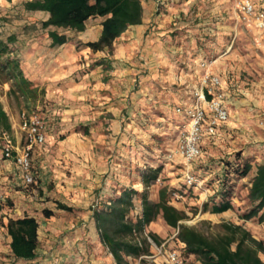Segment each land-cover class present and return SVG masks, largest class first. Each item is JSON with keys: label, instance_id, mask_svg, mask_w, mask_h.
<instances>
[{"label": "rangeland", "instance_id": "1", "mask_svg": "<svg viewBox=\"0 0 264 264\" xmlns=\"http://www.w3.org/2000/svg\"><path fill=\"white\" fill-rule=\"evenodd\" d=\"M185 1L175 9L180 18L175 21L177 28L171 30L162 44L165 49L160 52L161 58L147 51L118 61L112 47L109 55L103 51L89 66L76 71L77 76L73 78L76 82L86 74L93 78L83 88V91L89 89L90 96L67 98L66 95L49 100L43 94L35 105H26L21 99L8 95V83L0 82V105L12 126L7 132L19 150L31 144L29 171L33 180L29 184L21 183L20 187L26 190L31 202L43 207V216L44 210L50 208L46 205L56 208L57 196L40 193V163H44L48 175H90L89 182L95 184L91 189L128 187L138 193L144 190L141 174L145 168L159 166L157 179L146 188L148 199L158 198V189L166 185L170 204H177L186 215L181 221L183 225L212 236L223 232L222 223H232L242 226L258 240H264V222H259L258 216L247 222L236 219H241L252 207L247 198L248 184L254 167L264 164L261 151L264 143V33L241 19L236 9L240 0ZM28 17L20 7L10 13L0 9V38L5 39L9 34L19 37L16 43L9 45L8 54L19 61V47L30 42L33 34H39V26ZM155 60L159 66L153 64ZM206 73L218 75L225 92L234 94V99L227 109V120L218 127L219 135L214 140L204 141L201 156L189 167L199 180V186L194 189L184 185L186 164L174 151L185 129L184 111L196 102L194 93L200 89ZM3 84H8L6 90ZM72 89L70 86L67 91ZM22 113L26 117H37L42 142L29 143L26 131L20 128ZM0 155L5 159L1 151ZM243 163L252 166L245 177L237 172ZM223 170L233 184V202L237 200L239 206L234 204L224 218L208 219L206 214L211 203L219 200L212 190L217 184L211 185L208 181L211 175ZM207 174L210 176L206 178ZM94 175L101 181L91 180ZM173 176L178 179L176 187L169 184ZM172 193L182 197L172 200ZM99 201L97 196L93 198L89 209ZM134 201L133 218L140 208L139 195ZM147 226L146 231H150ZM157 229L159 237L168 240L158 245L162 250H177L181 264H198L194 256L183 253L182 245L175 240L177 229ZM150 243L153 248L154 244ZM168 243H171L169 248ZM259 256L264 261V255Z\"/></svg>", "mask_w": 264, "mask_h": 264}, {"label": "trees", "instance_id": "2", "mask_svg": "<svg viewBox=\"0 0 264 264\" xmlns=\"http://www.w3.org/2000/svg\"><path fill=\"white\" fill-rule=\"evenodd\" d=\"M143 0H26L22 7L25 11H43L47 19L42 27H53L72 32H82L85 22L92 17H101V31L98 39L86 42L84 46L92 52L106 51L111 53L113 44L130 26L138 25L143 17ZM55 30L48 31L51 44H63L68 37ZM17 38L9 34L0 38V82L9 84L8 95L21 99L26 105H35L38 98L44 94L27 78L24 77L20 62L14 57H8L9 45ZM210 98V95H207ZM10 124L0 106V131H8ZM252 170L250 163H243L237 171L245 177ZM160 168L146 167L141 174L144 190L138 193L128 187L113 188L111 197L99 201L91 209L92 219L99 240L113 258L115 264H149L151 243L159 245L162 239L146 226L160 217L170 228L177 229L175 240L182 245L185 255H192L198 264H264L259 254L264 255V243L255 239L251 233L240 225L222 223V233L212 236L204 235L194 227L183 225L186 219L183 211L170 204L168 187L161 186L157 193L158 199L152 202L148 199L146 188L158 177ZM216 183L212 187L218 201L211 204L210 213H222L233 208L231 196L233 184L229 181L227 172L211 175L208 183ZM207 185V184H206ZM205 185V186H206ZM139 195L140 216L132 217L135 208V196ZM247 198L252 207L241 216L249 220L258 216V221H264V164L254 167L247 188ZM58 209L70 210L61 203ZM262 211L259 214V212ZM52 214L44 210V217ZM6 231L10 237L9 247L17 259L30 261L35 257L38 246V222L28 215L22 218L8 219ZM182 260V259H181Z\"/></svg>", "mask_w": 264, "mask_h": 264}, {"label": "crops", "instance_id": "3", "mask_svg": "<svg viewBox=\"0 0 264 264\" xmlns=\"http://www.w3.org/2000/svg\"><path fill=\"white\" fill-rule=\"evenodd\" d=\"M25 1L11 0L10 3L0 0V9L2 8V11L5 13H10L13 8L20 7L26 15L30 16L28 19H32L31 22L37 27L39 26V34H33L30 42L19 47V62L24 77L39 90L42 89L45 98L49 100H57L61 96L66 95L67 98L90 96L91 93H88L89 89L83 91V88L93 78L87 74L79 79V82L74 81L73 78L77 76L74 75L76 71L89 66L90 62L95 61V57L103 54V51L92 52L83 45L86 42H93L98 39L102 18H89L85 22V29L77 33L53 27L43 28L42 22L47 19V13L43 11H25L22 7ZM184 1L143 0L142 22L138 25L130 26L115 40L113 44L114 58L122 61L137 52L147 51L161 58L160 52L165 49L162 44H165L167 41L171 30L177 28L175 21L180 18L178 13H175V9L177 6H181L180 2L184 4ZM250 1L253 3L255 9H264V0ZM8 6L12 7L8 8ZM55 29L59 34H64L68 37L67 42L60 45L51 44L48 31ZM29 33V31L26 32L27 35ZM16 38L18 39L19 37L16 36ZM157 60L153 63L155 66H159L160 64L157 63ZM70 86H72L73 91L68 92L67 90ZM223 86V80H220V90L224 93L225 107L228 109L230 102L234 99V94L226 93ZM3 88L6 90L8 84H3ZM92 95L94 96V93ZM1 110L6 114L10 124L4 107L1 106ZM11 128L10 124L9 130ZM13 147L15 152L19 150L16 142H13ZM39 166L41 170H39L38 174V188L42 190L40 193L57 196V203L65 205L70 210L58 209L57 204L56 208H51L52 204H45L47 207H50L47 210L51 211L52 214L44 218L41 212L43 207L31 202V198L26 193V190L20 187L24 181L19 167L13 159H2L0 155V264H115L111 254L99 240L95 223L91 216L92 211L88 207L91 200L96 196L97 200L111 197L114 194L112 189L109 186L91 189V186L95 184L89 182L90 175L88 174L85 177L82 174L79 176L71 175L70 177L56 173L48 175L44 163L43 165L40 163ZM79 172L82 171L79 170ZM31 175L33 177L32 173ZM208 176L210 174H207L206 178ZM94 177L91 180L96 183L101 181L98 176L94 175ZM176 180L178 179L173 176L169 184H175L173 187L178 186L179 184ZM97 186L99 185L97 184ZM194 189L196 188L194 187ZM157 199V197H154L152 201L156 202ZM234 202L233 206H239L237 200L234 199ZM173 205L177 209L180 208L177 204ZM227 211L210 213L208 210L206 218L219 220L220 218H224ZM140 212V208L139 211H135L139 216ZM24 215L34 217L38 222V246L35 257L30 261L17 259L12 255L9 247L10 237L5 227L8 219L22 218ZM236 219L240 222H247L244 219ZM235 222L238 223L237 221ZM167 227L160 217L147 226L151 232L157 235L159 232L157 228L164 231ZM253 237L258 239L257 236ZM163 242L166 243L168 240L164 239ZM170 245L171 243H168V248ZM151 252L152 256L148 260L149 264H166L163 255L158 254L154 250V247L151 248Z\"/></svg>", "mask_w": 264, "mask_h": 264}, {"label": "built area", "instance_id": "4", "mask_svg": "<svg viewBox=\"0 0 264 264\" xmlns=\"http://www.w3.org/2000/svg\"><path fill=\"white\" fill-rule=\"evenodd\" d=\"M236 9L243 21L251 22L256 29L264 33V9H255L250 0H240ZM205 88V89H204ZM206 93L210 95L207 98ZM196 102L184 111L186 117L185 129L174 153L185 162L184 185L188 188L199 186V180L190 172L191 163L201 156V145L206 139H215L219 135L218 127L227 120L228 113L224 103V93L220 90V79L216 75L204 74L201 87L194 93ZM179 111V110H178ZM20 128L26 131L29 143L42 142L43 136L39 133L41 127L36 116L26 117L21 114ZM31 144L23 149L14 151L13 141L7 131H0V151L5 159H13L22 172L25 184L32 182L30 174L29 150ZM262 158L264 161V143L261 144ZM172 200L182 196L178 193L171 194ZM158 254H162L166 264H181L177 250H162V246L153 245ZM152 256V255H151ZM149 256V258L151 257Z\"/></svg>", "mask_w": 264, "mask_h": 264}]
</instances>
